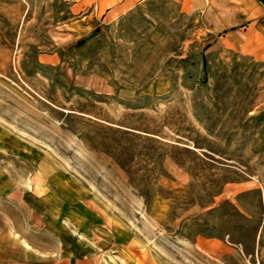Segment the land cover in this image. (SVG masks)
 Listing matches in <instances>:
<instances>
[{
  "label": "rangeland",
  "instance_id": "obj_1",
  "mask_svg": "<svg viewBox=\"0 0 264 264\" xmlns=\"http://www.w3.org/2000/svg\"><path fill=\"white\" fill-rule=\"evenodd\" d=\"M9 1L28 12L15 26L0 14V177L48 188L47 229L9 209L33 253L264 264V62L207 52L212 38L182 18L153 75L167 86L126 100L71 72L70 0ZM55 53L63 64L43 62Z\"/></svg>",
  "mask_w": 264,
  "mask_h": 264
},
{
  "label": "crops",
  "instance_id": "obj_2",
  "mask_svg": "<svg viewBox=\"0 0 264 264\" xmlns=\"http://www.w3.org/2000/svg\"><path fill=\"white\" fill-rule=\"evenodd\" d=\"M69 10L63 28L74 44L71 72L89 75L92 87L118 89L126 100L161 88V84L167 86L159 75L156 79L153 75L159 73L160 64L174 46V27L182 18L194 19L201 34L212 38L207 52L239 53L264 62V0H70ZM27 12L21 2L0 0V14L12 26ZM0 42H6L1 33ZM42 57L46 64H63L59 53ZM90 62L92 70L86 71ZM48 195L41 179L0 177V264H104L93 256L75 258L38 250L43 254L38 258L33 253L25 229L18 228L9 209L25 211V228L45 230ZM166 205L165 199L155 198V218L166 215Z\"/></svg>",
  "mask_w": 264,
  "mask_h": 264
}]
</instances>
